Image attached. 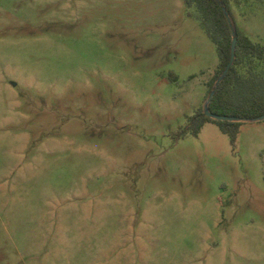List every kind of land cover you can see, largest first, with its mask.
Listing matches in <instances>:
<instances>
[{"label": "rangeland", "instance_id": "rangeland-1", "mask_svg": "<svg viewBox=\"0 0 264 264\" xmlns=\"http://www.w3.org/2000/svg\"><path fill=\"white\" fill-rule=\"evenodd\" d=\"M216 69L182 0H0V264H264V119L189 129Z\"/></svg>", "mask_w": 264, "mask_h": 264}, {"label": "trees", "instance_id": "trees-1", "mask_svg": "<svg viewBox=\"0 0 264 264\" xmlns=\"http://www.w3.org/2000/svg\"><path fill=\"white\" fill-rule=\"evenodd\" d=\"M229 17L232 9H238L239 0H219ZM188 16L197 18L207 39L214 46L217 56L215 79L221 74L230 57L231 40L235 37L234 59L222 80L213 87L208 103L212 114L236 118L255 119L264 113V45L255 42L236 25L224 17L217 0H182ZM189 129L196 135L205 122L215 124L233 142L242 122L218 121L206 117L197 109L189 118Z\"/></svg>", "mask_w": 264, "mask_h": 264}, {"label": "water", "instance_id": "water-1", "mask_svg": "<svg viewBox=\"0 0 264 264\" xmlns=\"http://www.w3.org/2000/svg\"><path fill=\"white\" fill-rule=\"evenodd\" d=\"M218 4L221 6V10L222 13L224 15V17L226 18L227 22L231 25V21L229 18V14L225 8V6L223 5V3L219 0ZM234 47H235V37L232 38L231 40V45H230V57H229V61L226 64L225 68L222 70L221 74L215 79V82L213 84V87H216V85L222 80V78L224 77V75L226 74L228 68L232 65L233 63V59H234ZM214 90L212 89L207 97V100L203 106V114L208 117L211 118L213 120H218V121H229V122H245V121H260L264 119V113L258 117H256L255 119H245V118H236V117H230V116H221V115H216V114H212L208 111V103L210 98L212 97Z\"/></svg>", "mask_w": 264, "mask_h": 264}]
</instances>
